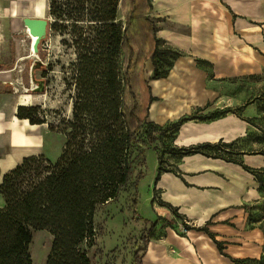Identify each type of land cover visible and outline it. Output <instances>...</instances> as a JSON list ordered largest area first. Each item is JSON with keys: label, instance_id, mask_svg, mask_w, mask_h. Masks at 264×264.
Here are the masks:
<instances>
[{"label": "trees", "instance_id": "obj_1", "mask_svg": "<svg viewBox=\"0 0 264 264\" xmlns=\"http://www.w3.org/2000/svg\"><path fill=\"white\" fill-rule=\"evenodd\" d=\"M123 0H47L50 30L40 42L37 69L48 85L54 65L61 59H50L49 49L44 47L48 39L59 38L68 56L61 63L64 90L71 102V114L65 119L66 140L56 160L43 154L24 157L20 163L3 175L0 195V264H32L29 245L32 231L46 229L52 236L46 264H92L85 251L84 242L94 245L96 229L94 217L98 209L116 202L123 192L134 188L131 207L136 217L139 171L146 163V141L142 137L143 126L152 127L151 135L161 125L148 121L147 114H137V100L131 85L130 67L134 50L129 43L128 29L133 16L122 18ZM152 24L155 47L150 56L153 65L152 78L166 77L175 59L183 55L179 49L167 45L157 36ZM165 43V42H164ZM170 56L171 61L164 67ZM200 67L212 63L197 59ZM207 68V67H206ZM132 96V107L127 111V95ZM153 100V97H150ZM38 105H20L16 116L28 119L31 124L45 120L37 115ZM130 120H135L131 126ZM187 121L179 119L175 128ZM176 133H171L174 136ZM233 142H200L178 147L181 156L201 153L207 157L223 159L241 165L254 175L258 191L264 193L262 169H254L244 163L242 155L233 157L224 149ZM230 154V155H229ZM163 169L159 163L155 181ZM177 212V211H175ZM251 224V223H250ZM154 223L142 237L143 247L133 253L135 264H142L139 254L144 252ZM212 235V234H210ZM213 236V235H212ZM220 251L223 244L217 240ZM235 264H264L260 258L234 260Z\"/></svg>", "mask_w": 264, "mask_h": 264}, {"label": "crops", "instance_id": "obj_2", "mask_svg": "<svg viewBox=\"0 0 264 264\" xmlns=\"http://www.w3.org/2000/svg\"><path fill=\"white\" fill-rule=\"evenodd\" d=\"M152 6L154 15L175 25H160L157 36L183 52L166 77L152 80L156 99L150 111L154 108V122L163 124L195 110L223 108L225 96L212 83L264 71V2L152 0ZM140 13L135 14L130 26L139 21L141 31L146 36L152 34V24L145 12ZM153 50L150 46L142 54L149 74L153 71ZM198 58L212 63L211 74L198 66ZM239 96L228 97V107L240 106ZM16 106L7 109L0 105V183L3 174L24 157L39 154L44 140V123L31 124L18 118ZM224 119L204 124L185 122L176 144L236 139L239 123L215 127ZM17 135L20 139L16 142ZM243 156L250 166L264 164L259 158ZM9 158L12 164L5 167ZM155 166L156 176L158 160ZM259 198L254 175L241 165L201 153L181 156L176 172L163 171L157 181L154 177L151 182L147 198L150 212L140 213L139 207L136 210V231H143L151 222L155 225L147 237L146 249L139 254L142 264H235L236 259L260 258L264 253V229L250 224L247 211L248 205ZM215 240L223 244V251ZM131 258L129 262L135 264Z\"/></svg>", "mask_w": 264, "mask_h": 264}, {"label": "rangeland", "instance_id": "obj_3", "mask_svg": "<svg viewBox=\"0 0 264 264\" xmlns=\"http://www.w3.org/2000/svg\"><path fill=\"white\" fill-rule=\"evenodd\" d=\"M241 1L247 2L248 0ZM257 1L258 3L264 2V0ZM39 4L43 5L44 9L42 14L37 15L34 14V7ZM152 8V0H123L120 14L122 18L129 15L134 18L135 14L145 12V17L148 18L150 23L153 22L156 28L160 25L175 27L165 17L154 15ZM47 14V0H0V105H6L7 109L16 105L18 101H23L25 105H38L40 109L37 111V115L45 120L44 140L38 151L46 158L56 160L64 148L66 140L65 119L70 116L72 108L64 90L61 71V63H66L68 56L64 53L58 37L48 39L44 43V47L49 49L50 59H61V62L56 63L54 70L50 73L51 80L49 84L45 85L41 70L36 68L37 61H40L39 55L35 58L30 57V38L23 21L25 17H44ZM152 37L151 33L146 36L141 31L139 21L134 22L128 29L129 43L134 50L130 78L136 95L137 113L142 117L147 114L148 121H152L154 118L153 109L150 111V107L156 98L153 97L151 86L154 79L151 76L153 71L152 74L148 73L147 59L142 54L150 46L151 50L154 48ZM161 48H167L166 43H161ZM166 59L164 67H168L167 63L171 61L170 56H167ZM204 66V69L211 74L212 66ZM219 81L222 82L212 83L211 85L222 90L225 96L224 103H222L223 108L205 112L195 110L191 115L168 120L163 124L155 122L161 127L160 129L156 128L152 135V127L150 126L149 132V125L145 124L143 126L142 137L147 144L144 156L146 163L138 166L133 176V180H136L137 173L139 171L143 173V177L138 181L137 208H140V213L150 212L147 198L151 182L155 177L157 160L158 165L160 163L163 169L176 172L181 157L177 150L178 147L193 145L176 144L179 130L176 131L175 124L179 119L186 118L187 121L185 122L191 121V123L204 124L225 117L222 124L215 125L216 128L221 127V125H229L232 121L239 123L240 127L237 128L238 136L236 139L232 141L222 139L223 142L234 143L224 150L230 151L235 158L240 157L235 153L243 151L248 158L255 157L264 162V71L235 78H223ZM39 82L43 83L41 90L36 89ZM26 93L30 94L31 97H24L23 94ZM232 95H240V106L228 107V103H231L228 97ZM150 97H153V100ZM146 99H148V102H146ZM132 104V96L128 94L125 101L127 111L132 107ZM130 123L131 126L136 124L135 120H130ZM173 132L176 134L170 136ZM243 157L242 155L240 158L243 160ZM246 165L250 166V164ZM250 167L262 169L259 174L264 179V164L259 167ZM133 198L134 188L131 187L123 192L116 202L102 206L96 212L94 217L95 243L94 245H87L84 242L80 245V249L86 252L92 264H131L132 262H129L130 256L132 255L131 259L133 260L134 251L138 247H143L142 237L144 238L145 232L151 227V224H148L143 231H136L133 225L135 219L131 207ZM1 204H3V200H1ZM247 211L249 222L264 229V193H260V198L248 205ZM181 225L184 226V222ZM52 240L53 236L46 229L32 231V242L29 245L32 264H46Z\"/></svg>", "mask_w": 264, "mask_h": 264}, {"label": "water", "instance_id": "obj_4", "mask_svg": "<svg viewBox=\"0 0 264 264\" xmlns=\"http://www.w3.org/2000/svg\"><path fill=\"white\" fill-rule=\"evenodd\" d=\"M24 24L28 27L29 33L35 37L34 41L30 44V51L35 56L39 55L40 42L47 37L50 30L51 18L47 14L44 17H25ZM43 88V83L39 82L37 90Z\"/></svg>", "mask_w": 264, "mask_h": 264}, {"label": "bare ground", "instance_id": "obj_5", "mask_svg": "<svg viewBox=\"0 0 264 264\" xmlns=\"http://www.w3.org/2000/svg\"><path fill=\"white\" fill-rule=\"evenodd\" d=\"M43 9H44V6H43V5H40V4H39V5L35 6V7H34V14H37V15L42 14ZM26 32L29 34L30 44H31V43L34 41L35 37H33V36L29 33V29H28L27 26H26ZM29 49H30V48H29ZM30 57H34V58H35L36 56H35V54H32L31 51H30ZM23 96H24V97H31V95L28 94V93L23 94ZM20 105H25V103H24L23 101H18L16 107H18V106H20ZM153 111H154V108H153ZM27 120H28V119H26V122H27ZM19 139H20V135H17V136L15 137L16 142L19 141ZM11 164H12V160H11V158H9V159L7 160V164L5 165V167H7V166H9V165H11ZM3 175H4V174H3ZM0 179H1V177H0Z\"/></svg>", "mask_w": 264, "mask_h": 264}, {"label": "built area", "instance_id": "obj_6", "mask_svg": "<svg viewBox=\"0 0 264 264\" xmlns=\"http://www.w3.org/2000/svg\"><path fill=\"white\" fill-rule=\"evenodd\" d=\"M181 227H182V225H181ZM183 229H185L184 227H182Z\"/></svg>", "mask_w": 264, "mask_h": 264}]
</instances>
